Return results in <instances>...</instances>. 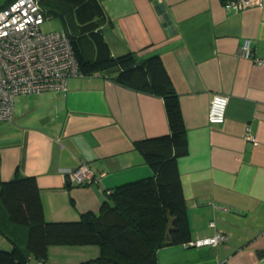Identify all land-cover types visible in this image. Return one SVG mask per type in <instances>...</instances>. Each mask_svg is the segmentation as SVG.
<instances>
[{
  "label": "crops",
  "instance_id": "crops-1",
  "mask_svg": "<svg viewBox=\"0 0 264 264\" xmlns=\"http://www.w3.org/2000/svg\"><path fill=\"white\" fill-rule=\"evenodd\" d=\"M229 1L100 0L111 53L159 55L178 94L188 150L176 162L190 242L227 236L215 246L164 245L157 264H264V64L241 54L249 38L253 54L264 57V4L236 10ZM214 93L228 96L221 124L208 121ZM168 132L161 97L101 73L71 75L64 91L16 96L11 119H0V182L35 176L45 220H77L97 212L108 190L152 176L134 142ZM82 162L96 183L66 179ZM27 240L28 227L11 222L0 201V248L37 264ZM98 255L96 244H50L44 262Z\"/></svg>",
  "mask_w": 264,
  "mask_h": 264
},
{
  "label": "trees",
  "instance_id": "trees-1",
  "mask_svg": "<svg viewBox=\"0 0 264 264\" xmlns=\"http://www.w3.org/2000/svg\"><path fill=\"white\" fill-rule=\"evenodd\" d=\"M46 18L58 17L82 75L101 73L163 99L169 132L134 142L153 175L107 191L97 212L77 220L46 221L36 177L15 175L0 182V201L9 219L28 227L27 249L45 261L50 244H96L99 255L76 264H157L156 251L188 244L190 228L177 158L187 153L179 97L159 55L139 58L111 53L103 33L100 0H38ZM17 248H0V264H27Z\"/></svg>",
  "mask_w": 264,
  "mask_h": 264
},
{
  "label": "built area",
  "instance_id": "built-area-1",
  "mask_svg": "<svg viewBox=\"0 0 264 264\" xmlns=\"http://www.w3.org/2000/svg\"><path fill=\"white\" fill-rule=\"evenodd\" d=\"M236 10L261 6L262 0H230ZM46 19L38 0H11L0 8V119L10 120L14 99L20 94L40 93L46 90H66L67 77L79 74L68 36L62 30L42 32L40 25ZM241 54L250 57L256 65L264 64V57L253 54L251 40L245 38ZM228 96L214 93L208 108V121H225ZM244 137L252 142L256 138L247 131ZM66 179L77 185L96 183L98 177L85 162L69 171ZM214 224L213 221L210 222ZM227 236L222 231L187 245L215 246ZM37 264H45L38 261Z\"/></svg>",
  "mask_w": 264,
  "mask_h": 264
},
{
  "label": "rangeland",
  "instance_id": "rangeland-1",
  "mask_svg": "<svg viewBox=\"0 0 264 264\" xmlns=\"http://www.w3.org/2000/svg\"><path fill=\"white\" fill-rule=\"evenodd\" d=\"M40 29L42 32L62 30L63 24L58 17L46 18L40 25Z\"/></svg>",
  "mask_w": 264,
  "mask_h": 264
},
{
  "label": "water",
  "instance_id": "water-1",
  "mask_svg": "<svg viewBox=\"0 0 264 264\" xmlns=\"http://www.w3.org/2000/svg\"><path fill=\"white\" fill-rule=\"evenodd\" d=\"M191 245H194V244H190V245H188V246H191Z\"/></svg>",
  "mask_w": 264,
  "mask_h": 264
}]
</instances>
